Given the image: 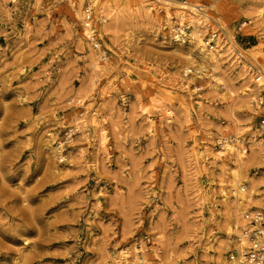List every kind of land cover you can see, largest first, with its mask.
<instances>
[{
  "label": "rangeland",
  "instance_id": "374dc122",
  "mask_svg": "<svg viewBox=\"0 0 264 264\" xmlns=\"http://www.w3.org/2000/svg\"><path fill=\"white\" fill-rule=\"evenodd\" d=\"M263 12L264 0H0V264H237L229 228L256 208L245 201L232 226L233 190L264 194ZM223 138L242 141V159Z\"/></svg>",
  "mask_w": 264,
  "mask_h": 264
},
{
  "label": "bare ground",
  "instance_id": "6f19581e",
  "mask_svg": "<svg viewBox=\"0 0 264 264\" xmlns=\"http://www.w3.org/2000/svg\"><path fill=\"white\" fill-rule=\"evenodd\" d=\"M90 3V2H89ZM93 3V2H92ZM100 4V3H99ZM93 5V4H92ZM106 6V5H105ZM97 11V10H96ZM78 13H79V11H78ZM98 13H99V11H98ZM252 13V12H251ZM264 13V12H263ZM96 14H97V12H96ZM100 14V13H99ZM109 14V13H108ZM261 14V13H260ZM78 15V14H77ZM80 15V14H79ZM78 15V16H79ZM107 15V14H106ZM255 16V15H254ZM84 17V16H83ZM255 17H257V16H255ZM81 19V18H80ZM80 19H78L80 22H82V19L80 20ZM97 19V18H96ZM95 19V20H96ZM102 21H104L105 20V18L104 17H101L100 18ZM258 19V18H257ZM260 20H261V18H259ZM256 20V19H255ZM98 21V20H97ZM84 22V21H83ZM99 22V21H98ZM97 22H95V24H96ZM108 23V22H107ZM107 23H105L106 25H107ZM85 24L86 25H88L87 24V21L85 22ZM83 26H85L84 24H82ZM91 25H93V24H91ZM97 26V25H96ZM104 27V26H103ZM169 27V26H168ZM88 28V27H87ZM87 28L85 29V27H84V29H85V35L87 34V37L88 36H91V34H92V30L91 29H88L87 30ZM173 28V27H172ZM177 28V27H176ZM175 28V29H176ZM107 30V29H106ZM109 31V30H108ZM202 31V30H201ZM201 31H200V29H198L196 26L194 27V30H193V39H195L196 40V42H197V44H198V46H199V48L198 49H201V51H199V52H201V54H202V56L203 57H206V58H208L209 60H211L213 63H215V65H217V61H218V55H219V51H217V50H215V48L216 47H213V48H209V47H207V41L205 42V40H203V37H202V33H201ZM106 32V31H105ZM174 32H175V30H174ZM178 32V31H177ZM182 33V34H185V28L182 26L181 27V29H180V31H179V33ZM97 33V32H96ZM104 33V32H103ZM176 33V32H175ZM102 34V33H101ZM100 35V34H99ZM186 36V35H185ZM175 38H176V40L177 41H179V40H182V37H181V35L180 34H176V36H175ZM233 42L234 41H232V44H233ZM181 43V42H180ZM209 43V42H208ZM195 44V43H194ZM216 44V43H215ZM234 45V44H233ZM87 45H85V47H86ZM89 46V45H88ZM197 46V45H196ZM88 48V47H87ZM205 48H209V49H207L206 51H204V49ZM203 49V50H202ZM86 50V49H85ZM90 51V50H89ZM92 51V50H91ZM97 54V53H96ZM101 54V53H100ZM196 54V53H195ZM193 55V54H192ZM97 56V55H96ZM103 56V55H102ZM191 56V55H190ZM195 57V56H194ZM198 57V56H197ZM219 57H220V55H219ZM100 58V57H99ZM103 58V60H104V57H102ZM191 59H193V58H191ZM100 60V59H99ZM204 60H205V58H204ZM202 61V60H201ZM200 61V62H201ZM206 61V60H205ZM219 61H221V60H219ZM100 62V61H99ZM199 62V63H200ZM203 62V61H202ZM210 62V61H209ZM96 63V61L94 62V64ZM101 63V62H100ZM212 63V64H213ZM93 65V64H92ZM96 65H98V63H96ZM99 66V65H98ZM96 67V66H95ZM212 67V66H211ZM210 67V68H211ZM95 69V68H94ZM209 69V68H208ZM99 70V69H98ZM195 70V69H194ZM216 70V69H215ZM97 72V71H96ZM190 72V71H189ZM215 72V71H214ZM198 73H199V70H198ZM204 76V75H203ZM202 76V77H203ZM216 77V76H215ZM219 78H220V76H219ZM203 79H204V77H203ZM211 80H212V77H211ZM214 80V79H213ZM224 80V79H223ZM223 84V83H222ZM219 87V86H218ZM232 87V86H231ZM217 88V87H216ZM230 89V88H229ZM244 89V88H243ZM222 90V89H221ZM232 90V89H231ZM218 92V91H217ZM220 92V91H219ZM227 92V91H226ZM231 92V91H230ZM233 92L235 93V90H233ZM233 92H231V94H233ZM244 93V95H242L241 97H250V96H254L253 94H249L247 91H244L243 92ZM237 94V93H236ZM238 97V96H237ZM240 97V96H239ZM225 98V97H224ZM224 100V99H223ZM255 100V97L252 99V103H254L253 101ZM234 103V102H233ZM251 104V103H250ZM164 108V107H163ZM167 109V108H166ZM162 110H164V109H162ZM145 111V110H144ZM165 111V110H164ZM169 112V115H171L172 114V111H168ZM174 112V111H173ZM164 113V112H163ZM166 116V115H165ZM174 116V115H173ZM147 117V116H146ZM162 117H164V116H162ZM172 118V117H171ZM166 119H167V117H166ZM165 120V119H164ZM168 120V119H167ZM163 121V120H162ZM167 122V121H166ZM260 125H261V123H260ZM80 126V125H79ZM81 128V127H80ZM80 128L78 129V131L80 130ZM261 129H263V126L261 125ZM102 130H104V129H102ZM76 131V130H75ZM105 133V132H104ZM262 133V132H261ZM259 134V133H258ZM105 135V134H104ZM255 137V136H254ZM260 142H261V144H262V151H261V157L264 155V154H262L263 152H264V133H262V134H260ZM242 139V138H241ZM223 140V148L227 151V154L228 153H230L231 151H234V149H236V151L238 152V155H237V157L239 156L240 157V159H242V156L243 155H245V152L246 151H244L245 150V148L244 147H242V141L240 140V139H238V140H240V141H238L236 138H235V142H236V147H234V146H232V144H230V142H229V139L228 138H223L222 139ZM62 143V142H61ZM62 146V145H61ZM60 146V148H62ZM258 147H259V145H258ZM244 149V150H243ZM206 150V149H205ZM64 151V150H63ZM226 151H225V153H226ZM55 152H56V150H55ZM62 152V151H61ZM61 152H59V154H61ZM208 152H209V150H208ZM210 153H212V152H210ZM236 153V152H235ZM234 153V154H235ZM208 154V153H207ZM255 154V153H254ZM210 155V154H209ZM60 156V155H59ZM214 156V155H213ZM216 156V155H215ZM218 156L220 157V158H222V159H225V154L223 153V152H220L219 154H218ZM254 156V155H253ZM219 157H217V159L219 158ZM60 158H63V156H60ZM216 158V157H215ZM219 158V159H220ZM239 158H238V160H240ZM258 160V159H257ZM240 162V161H239ZM260 163V162H259ZM259 179H261V178H259ZM259 181V180H258ZM261 181V180H260ZM238 184H240V180L238 181V183H237V185ZM247 188L245 187V185L244 184H241V185H239V186H237L233 191H234V195H236V197H237V205H236V209H235V217H233L234 218V220L236 221V223L234 222V220H233V222H234V225H233V223H231L232 224V226H235V224H239L240 222H241V212L239 211L240 210V208H241V205H243V204H245L246 205V203H244L245 201H247L248 203L247 204H250V205H246V207L245 208H243V210H242V213L245 211V209H247V210H252L253 208H256V210H253V213H255V214H260V215H264V194H261L260 196H259V198L258 199H256V198H254V196H252V195H248V192H247V190H246ZM264 193V192H263ZM255 194V193H254ZM259 195V194H258ZM256 197V196H255ZM235 200H236V198H235ZM235 203H236V201H235ZM244 215V214H243ZM231 218H232V215L230 214L229 215ZM259 216V215H258ZM229 219V218H228ZM228 222V221H227ZM231 222V221H230ZM246 222V221H245ZM227 224V223H226ZM230 225V224H229ZM228 226V225H227ZM243 228H245V226H242V230H239V226L236 228V229H234L233 227L231 228H229V234H231V233H233L234 231L235 232H237L238 234V238L240 237H243V234H244V232H243ZM246 229V228H245ZM236 235V234H235ZM234 240H235V238H234ZM238 249L240 250L241 249V245L238 243ZM144 251V250H143Z\"/></svg>",
  "mask_w": 264,
  "mask_h": 264
},
{
  "label": "built area",
  "instance_id": "2783aa9c",
  "mask_svg": "<svg viewBox=\"0 0 264 264\" xmlns=\"http://www.w3.org/2000/svg\"><path fill=\"white\" fill-rule=\"evenodd\" d=\"M86 16L89 21L86 26L93 31L90 40L95 44V47H99L95 31L90 23L92 12L87 10ZM216 37V34L211 37V44L214 43ZM258 105L262 109L260 123L264 128V97L259 98ZM245 217L249 220V227L243 231V237L237 239V248L234 250V255L231 258L236 260L237 264H264V215L254 213L253 215L248 214ZM238 243L241 245L240 250L238 249Z\"/></svg>",
  "mask_w": 264,
  "mask_h": 264
}]
</instances>
